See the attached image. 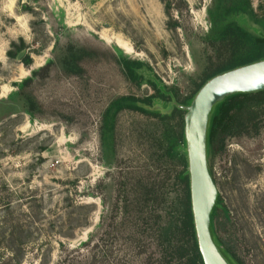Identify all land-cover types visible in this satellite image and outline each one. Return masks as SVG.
<instances>
[{
	"label": "rangeland",
	"instance_id": "374dc122",
	"mask_svg": "<svg viewBox=\"0 0 264 264\" xmlns=\"http://www.w3.org/2000/svg\"><path fill=\"white\" fill-rule=\"evenodd\" d=\"M250 1L264 14V0ZM209 3L178 1L167 15L161 0H0V260L12 238L23 243L18 264H96L86 249L106 237L119 183L131 193L140 176L159 181L172 165L157 144L160 122L130 110L118 113L112 146L103 150L99 127L109 102L152 93L117 59L147 63L179 97L188 95L213 55L202 40ZM70 46L93 50L76 73L62 64ZM258 126L226 136L207 155L220 201L210 220L242 264H264V113ZM175 195L170 189L162 203L164 221ZM97 242L105 251L98 264L117 263L125 251L139 262L154 250L135 256L121 238Z\"/></svg>",
	"mask_w": 264,
	"mask_h": 264
},
{
	"label": "trees",
	"instance_id": "16d2710c",
	"mask_svg": "<svg viewBox=\"0 0 264 264\" xmlns=\"http://www.w3.org/2000/svg\"><path fill=\"white\" fill-rule=\"evenodd\" d=\"M178 1L161 0L167 15L170 10L179 9ZM173 4V5H172ZM209 27L202 40L212 50L213 55H206V62L201 71L199 81L193 90L182 97L168 88L151 70L150 66L138 59L119 56L117 59L125 76L132 82L147 83L152 93L143 97L121 95L109 102L101 114L99 138L103 150L110 149L113 143L116 117L122 110H130L156 118L161 124L157 134V144L162 155L167 157L172 165H167L166 175L159 181L153 175L140 176L138 186L126 188V181L119 183L116 193L114 211L109 218L107 229L102 238L123 239L129 245L133 255L139 256L153 246L145 259L137 262L130 260L127 251L114 264H203L198 250L193 216L190 203L189 174L184 138L185 110L195 93L210 77L226 70L264 59V14H258L250 0H210L206 8ZM250 20L259 28L252 30L244 25ZM170 28L177 26L176 22L167 24ZM90 48H75L70 46L62 61L63 66L71 73L77 72V61L83 54L88 55ZM9 54H11L9 52ZM29 58L22 62L28 64ZM149 71L148 75L143 70ZM264 113V90L252 93H234L217 102L212 107L206 130V154L222 147L226 136H232L247 131L249 128L258 130V118ZM108 151V150H107ZM178 164L179 169L173 165ZM210 173V172H209ZM123 179H125L123 177ZM170 189L176 191L171 201V216L163 220L162 203L167 200ZM220 201L212 208L210 216L214 218ZM84 207V206H83ZM119 219L116 221V219ZM211 237L230 264H242L228 247L215 234L214 222L210 220ZM91 241V240H90ZM89 241V242H90ZM90 250L86 249L87 260L98 264L100 254L98 242ZM114 242V241H113ZM118 242V241H117ZM22 242L12 238L4 245L9 251L8 256L0 260V264H18L23 256ZM83 245H88L84 242ZM137 262V263H136ZM84 264H87L84 262ZM91 264V263H90Z\"/></svg>",
	"mask_w": 264,
	"mask_h": 264
},
{
	"label": "water",
	"instance_id": "95a60500",
	"mask_svg": "<svg viewBox=\"0 0 264 264\" xmlns=\"http://www.w3.org/2000/svg\"><path fill=\"white\" fill-rule=\"evenodd\" d=\"M23 55L20 51L16 57ZM264 90V59L218 73L198 89L185 110L184 138L189 174L190 203L196 241L203 264H230L214 243L210 233V214L217 189L209 173L206 130L215 103L234 93Z\"/></svg>",
	"mask_w": 264,
	"mask_h": 264
}]
</instances>
